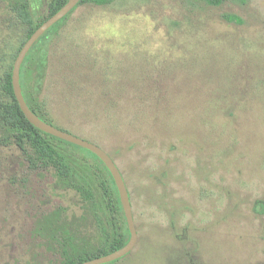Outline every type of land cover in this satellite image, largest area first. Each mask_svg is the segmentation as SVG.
<instances>
[{
	"label": "rangeland",
	"instance_id": "obj_1",
	"mask_svg": "<svg viewBox=\"0 0 264 264\" xmlns=\"http://www.w3.org/2000/svg\"><path fill=\"white\" fill-rule=\"evenodd\" d=\"M8 1L2 101L28 34ZM216 1L80 4L34 47L24 82L47 118L125 181L138 238L108 264H264V0ZM35 3L37 20L46 2ZM54 212L80 240L95 236L74 191L0 144V264H51L39 226Z\"/></svg>",
	"mask_w": 264,
	"mask_h": 264
},
{
	"label": "trees",
	"instance_id": "obj_2",
	"mask_svg": "<svg viewBox=\"0 0 264 264\" xmlns=\"http://www.w3.org/2000/svg\"><path fill=\"white\" fill-rule=\"evenodd\" d=\"M37 1L10 0V4L8 1L10 9L21 20L28 18L30 30H28L22 46L34 31L58 12L68 0H45V14L34 20L37 15V6H35ZM207 1L210 4L219 3L216 0ZM88 2L104 5L108 3V0H81L78 5ZM70 13L48 31L57 29ZM226 19L231 22L238 21L233 16H228ZM37 42L31 47L22 62L20 86L29 109L41 120L52 125L43 111L42 104L36 98L34 89L32 90L24 82L25 74L30 73L28 63L33 57ZM19 51L14 54V61ZM12 68L13 66L8 72H5L2 85V89L9 99L7 101L0 100V144L18 150L21 159L28 164L32 171L52 172L63 190L74 191L79 196L85 210V215L81 218L82 221L88 222L87 216H89L95 232L92 240H80L78 227L73 228L72 224L62 220L61 212H54L47 221L41 222L39 226V234L46 233L48 238L55 243L56 258L51 264H82L121 249L128 243L130 233L110 172L102 161L90 151L43 133L27 121L14 96L11 82Z\"/></svg>",
	"mask_w": 264,
	"mask_h": 264
},
{
	"label": "water",
	"instance_id": "obj_3",
	"mask_svg": "<svg viewBox=\"0 0 264 264\" xmlns=\"http://www.w3.org/2000/svg\"><path fill=\"white\" fill-rule=\"evenodd\" d=\"M80 1L81 0H68L67 3L62 8H60L58 12H56L52 17L46 20L34 31V33L29 37V39L24 43V45L20 49L13 63L11 82L14 96L19 105V108L31 125H33L38 130L42 131L43 133H46L50 136L56 137L60 140L66 141L70 144L90 151L102 161V163L110 172L119 194L120 202L127 222V227L130 233V239L128 243L121 249L116 250L108 255L101 256L82 263L108 264L119 260L128 253H130L135 247L138 238L132 214L131 201L123 176L114 161L111 159V157L101 148L44 122L36 114H34L27 106L20 86V68L23 60L25 59L31 47L47 30H49L53 25L63 19L68 13H70L79 4Z\"/></svg>",
	"mask_w": 264,
	"mask_h": 264
},
{
	"label": "flooded vegetation",
	"instance_id": "obj_4",
	"mask_svg": "<svg viewBox=\"0 0 264 264\" xmlns=\"http://www.w3.org/2000/svg\"><path fill=\"white\" fill-rule=\"evenodd\" d=\"M23 8H24V6H23ZM26 8L28 9V6H26ZM16 16L18 17V15L16 14ZM19 18V17H18ZM20 19V18H19ZM25 19H27V20H24V19H20V22L26 27V32L28 33V30H30V26H29V24H28V18H25ZM48 32V30L45 32V33H47ZM44 33V34H45Z\"/></svg>",
	"mask_w": 264,
	"mask_h": 264
}]
</instances>
